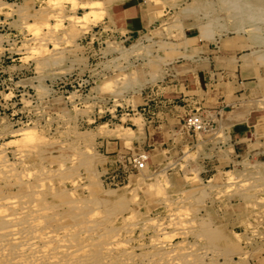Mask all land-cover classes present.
<instances>
[{
  "label": "rangeland",
  "instance_id": "1",
  "mask_svg": "<svg viewBox=\"0 0 264 264\" xmlns=\"http://www.w3.org/2000/svg\"><path fill=\"white\" fill-rule=\"evenodd\" d=\"M230 1L0 0V264H264V154L212 172L152 118L196 31L264 5Z\"/></svg>",
  "mask_w": 264,
  "mask_h": 264
},
{
  "label": "crops",
  "instance_id": "2",
  "mask_svg": "<svg viewBox=\"0 0 264 264\" xmlns=\"http://www.w3.org/2000/svg\"><path fill=\"white\" fill-rule=\"evenodd\" d=\"M253 4L239 8L246 13L234 30L227 26L208 35L197 30L191 53L173 64L157 89L152 118L175 124L187 115L201 117L203 128L188 139L191 145L205 140L204 162L212 172L239 167L242 156L264 154L256 144L264 140L258 131L264 123V5ZM144 11L137 24L142 29L149 23Z\"/></svg>",
  "mask_w": 264,
  "mask_h": 264
},
{
  "label": "built area",
  "instance_id": "3",
  "mask_svg": "<svg viewBox=\"0 0 264 264\" xmlns=\"http://www.w3.org/2000/svg\"><path fill=\"white\" fill-rule=\"evenodd\" d=\"M183 121L186 125H188L189 127H192L193 129H202L203 128V123H202L201 117L197 114L187 115L183 119ZM133 161H134L133 166L140 168V167L144 166L145 158L140 156L139 158L134 159Z\"/></svg>",
  "mask_w": 264,
  "mask_h": 264
},
{
  "label": "bare ground",
  "instance_id": "4",
  "mask_svg": "<svg viewBox=\"0 0 264 264\" xmlns=\"http://www.w3.org/2000/svg\"><path fill=\"white\" fill-rule=\"evenodd\" d=\"M249 1V0H248ZM247 1V2H248ZM232 4H238V0H232V1H230ZM246 4V3H245ZM224 5H226V4H224ZM242 5V4H241ZM246 5H248V4H246ZM254 5V4H253ZM250 6V5H249ZM248 6V7H249ZM239 7V6H238ZM259 7V6H258ZM203 8V7H202ZM260 8H262V7H260ZM197 9H198V7H197ZM228 9V8H227ZM249 9V8H248ZM229 10V9H228ZM230 10H232V11H240L241 9H237V8H231ZM214 12V11H213ZM264 11H261V13H263ZM233 13V12H232ZM240 14H241V12H239ZM243 13H245V12H243ZM260 13V12H259ZM260 13V14H261ZM239 14V15H240ZM249 15V14H248ZM247 15V16H248ZM214 16V15H213ZM243 16V15H242ZM253 16V15H252ZM261 18H264L263 16H264V13L263 14H261ZM241 17V16H240ZM232 18V17H231ZM237 19V18H236ZM239 19V18H238ZM259 19H260V17H259ZM210 20V19H209ZM253 20H255V18L253 19ZM257 20H258V16H257ZM256 20V21H257ZM226 21V20H225ZM227 21H228V19H227ZM262 21V20H261ZM203 22V21H202ZM202 22H200L201 24H202ZM253 22H255V21H253ZM252 22V23H253ZM259 22V21H258ZM256 23V22H255ZM202 25H204V24H202ZM217 24H215V26H216ZM224 25V24H223ZM241 25V24H240ZM249 25H250V23H249ZM252 25V24H251ZM206 26V25H205ZM224 26H226V25H224ZM219 27V26H218ZM221 27V26H220ZM205 28V27H204ZM226 28V27H225ZM238 30V29H237ZM236 31V30H235ZM203 32V31H202ZM233 32V31H232ZM209 34V33H208ZM219 34V33H218ZM210 37H211V35H210ZM213 38V36L211 37V39ZM258 56V55H257ZM256 57V56H255ZM259 57V56H258ZM261 59V58H260ZM260 62V61H259ZM264 101V100H263ZM128 138V137H127ZM21 172V171H20ZM105 194V198H109L110 196H112L113 195V192L112 191H107V192H105L104 193ZM103 201V200H102ZM110 201V200H109ZM6 214V213H5ZM4 214V215H5ZM2 235V234H1ZM5 235V234H4ZM20 261V260H19ZM19 261H18V263H19Z\"/></svg>",
  "mask_w": 264,
  "mask_h": 264
}]
</instances>
